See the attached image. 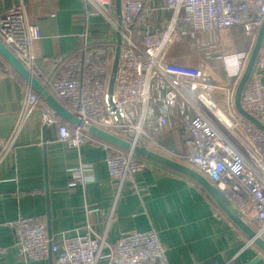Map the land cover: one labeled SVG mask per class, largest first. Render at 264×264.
I'll use <instances>...</instances> for the list:
<instances>
[{"label": "built area", "instance_id": "obj_1", "mask_svg": "<svg viewBox=\"0 0 264 264\" xmlns=\"http://www.w3.org/2000/svg\"><path fill=\"white\" fill-rule=\"evenodd\" d=\"M82 1L87 11L92 7L108 16L106 10L113 0ZM155 1L122 0L121 54L112 96L113 59L100 45L91 44L86 34L83 46L59 61L50 74L38 67L33 45L42 33L39 25L27 22L24 5L0 14V39L84 123L134 144L143 140L147 147L155 145L193 168L228 197L243 220L254 223L256 237L264 240V133L243 119L234 104L238 82L264 22V0ZM234 27H240L248 40V49L235 56L239 68L236 86L219 85L202 64L188 65L181 58H172L176 43L194 48L202 40L199 44L209 47L211 38ZM242 106L264 125V40ZM217 108L229 115L231 123L218 117ZM38 109H42L43 123L56 127L59 140L71 148L97 143L111 151L105 162L117 187V200L125 189L136 191V176L149 166L146 159L65 122L27 83L11 136L0 135V158L14 150L17 135ZM180 128L187 133L183 150L173 152L161 140L165 131ZM245 143L251 145L250 151ZM84 167L72 170L69 188L88 184ZM93 212L97 210L89 211ZM9 226L19 255L27 262L53 255V264H170L154 229L123 233L106 253V236L96 234L91 224L84 233L65 236L56 243L46 222L37 218L20 217ZM254 244L249 239L246 247ZM2 256L0 241V261ZM236 259L225 264H237Z\"/></svg>", "mask_w": 264, "mask_h": 264}, {"label": "crops", "instance_id": "obj_2", "mask_svg": "<svg viewBox=\"0 0 264 264\" xmlns=\"http://www.w3.org/2000/svg\"><path fill=\"white\" fill-rule=\"evenodd\" d=\"M15 5H24L27 22L41 29L42 38L34 43L33 51L44 73L50 74L59 61L81 48L85 34L114 62L122 42L116 0L107 8L108 16L92 7L87 11L82 0H0V14ZM210 43V52L213 47L220 53L218 59L207 58L221 85L236 86L239 68L235 56L248 49L241 28L224 30ZM6 64L0 56V135L8 139L17 123L26 82ZM164 133L161 141L165 147L173 152L183 150L185 128ZM148 148L175 160L155 145ZM110 154L97 143L71 148L59 140L56 127L43 123L42 109L34 111L17 135L14 150L0 158V264L54 262L50 257L37 262L20 257L9 226L20 217L46 222L54 243L84 233L91 224L96 234L106 236L107 253L121 234L154 229L170 264H225L235 256L237 264H249L258 257V264H264L260 247H246L249 238L207 192L172 169L146 159L149 166L136 176V191L125 189L117 200V187L105 162ZM82 166L88 184L69 188L72 170ZM245 222L255 228L253 222Z\"/></svg>", "mask_w": 264, "mask_h": 264}, {"label": "water", "instance_id": "obj_3", "mask_svg": "<svg viewBox=\"0 0 264 264\" xmlns=\"http://www.w3.org/2000/svg\"><path fill=\"white\" fill-rule=\"evenodd\" d=\"M117 13L120 16L119 22L122 23V0H116ZM264 40V22L259 30L255 46L247 63L244 73L242 74L238 86L235 91L234 104L237 113L246 121L254 125L258 130L264 133V125L257 120L253 115L247 112L242 106V95L245 87L251 77L255 67L258 55L262 48ZM120 41V38H119ZM121 54V41L117 48V53L112 66V76L109 85V95L114 92L115 79L119 68V60ZM0 56L17 73L41 98V100L52 109L65 122L82 127L91 136L109 143L119 149L132 151L135 155L145 158L149 161L172 169L180 174H183L196 183H198L216 203L221 211L249 238L254 239L255 244L260 247L264 253V240L256 237V233L240 216L239 211L228 199V197L214 184H212L205 176L194 170L193 168L173 160L163 154L155 152L147 147L143 140H138L137 144L130 142L128 139L118 137L114 134L101 130L91 124L84 123L80 117L72 113L62 102H60L44 85L43 83L24 66V64L14 55V53L0 39ZM49 236L51 238L50 232ZM53 255H50L52 260ZM261 258L258 257L249 264H258Z\"/></svg>", "mask_w": 264, "mask_h": 264}, {"label": "rangeland", "instance_id": "obj_4", "mask_svg": "<svg viewBox=\"0 0 264 264\" xmlns=\"http://www.w3.org/2000/svg\"><path fill=\"white\" fill-rule=\"evenodd\" d=\"M114 1V0H113ZM125 33L126 30H123ZM202 42V40L195 42L194 43V48H189V47H184L181 42L176 43L173 47H172V54H175L176 56H181V60L183 63H186L188 65H194V64H202L203 66H205L208 70H210V73L213 74V76L217 79L219 85L220 80L217 77L216 73L214 70H216L215 68H213V64H211V60L209 58H207V56H210V58L213 59H218V57L216 55L217 49L211 47L212 52H210V50H208L209 47H204L201 46L199 43ZM216 50V52L214 51ZM209 53H211L212 55H209ZM217 62V61H215ZM217 73H219V71H217ZM238 86V85H237ZM150 146V145H149Z\"/></svg>", "mask_w": 264, "mask_h": 264}, {"label": "bare ground", "instance_id": "obj_5", "mask_svg": "<svg viewBox=\"0 0 264 264\" xmlns=\"http://www.w3.org/2000/svg\"><path fill=\"white\" fill-rule=\"evenodd\" d=\"M217 115H218V117L222 120V121H224V122H226V123H231V119H230V117H229V115L226 113V112H224V111H222L221 109H219V108H217ZM246 144V143H245ZM246 147L248 148V150H249V148L251 147V145H249V144H246ZM250 151V150H249Z\"/></svg>", "mask_w": 264, "mask_h": 264}]
</instances>
